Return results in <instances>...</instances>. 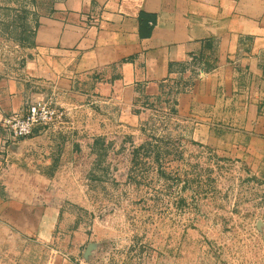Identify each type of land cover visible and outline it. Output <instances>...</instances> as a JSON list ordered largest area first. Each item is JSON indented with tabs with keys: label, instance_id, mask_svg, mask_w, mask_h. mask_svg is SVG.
<instances>
[{
	"label": "crops",
	"instance_id": "crops-1",
	"mask_svg": "<svg viewBox=\"0 0 264 264\" xmlns=\"http://www.w3.org/2000/svg\"><path fill=\"white\" fill-rule=\"evenodd\" d=\"M42 1L31 42L0 56V264H84L90 236L41 201L78 162L73 130L12 137L1 125L34 99L129 127L151 102L193 139L264 167V0Z\"/></svg>",
	"mask_w": 264,
	"mask_h": 264
},
{
	"label": "rangeland",
	"instance_id": "rangeland-1",
	"mask_svg": "<svg viewBox=\"0 0 264 264\" xmlns=\"http://www.w3.org/2000/svg\"><path fill=\"white\" fill-rule=\"evenodd\" d=\"M38 3L0 0V56L31 42ZM144 106L133 127L65 114L78 162L42 184L57 196L41 201L87 228L83 263L264 264V167L193 139L169 108Z\"/></svg>",
	"mask_w": 264,
	"mask_h": 264
},
{
	"label": "built area",
	"instance_id": "built-area-1",
	"mask_svg": "<svg viewBox=\"0 0 264 264\" xmlns=\"http://www.w3.org/2000/svg\"><path fill=\"white\" fill-rule=\"evenodd\" d=\"M64 118L65 112L59 106L43 99H34L24 112H13L3 116L1 125L12 137H26L35 126L43 128L62 126Z\"/></svg>",
	"mask_w": 264,
	"mask_h": 264
},
{
	"label": "trees",
	"instance_id": "trees-1",
	"mask_svg": "<svg viewBox=\"0 0 264 264\" xmlns=\"http://www.w3.org/2000/svg\"><path fill=\"white\" fill-rule=\"evenodd\" d=\"M150 28H151V25L148 26V30H150ZM78 152H80V150H79L78 144L76 143L73 149L74 157H75V153L77 154Z\"/></svg>",
	"mask_w": 264,
	"mask_h": 264
}]
</instances>
